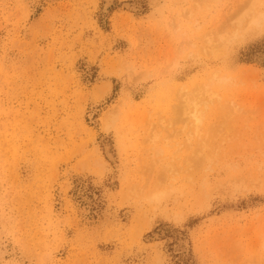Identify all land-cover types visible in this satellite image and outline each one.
Masks as SVG:
<instances>
[{
	"label": "rangeland",
	"instance_id": "obj_1",
	"mask_svg": "<svg viewBox=\"0 0 264 264\" xmlns=\"http://www.w3.org/2000/svg\"><path fill=\"white\" fill-rule=\"evenodd\" d=\"M0 264H264V0H0Z\"/></svg>",
	"mask_w": 264,
	"mask_h": 264
}]
</instances>
